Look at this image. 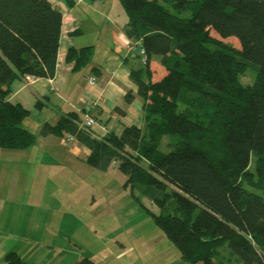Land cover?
Wrapping results in <instances>:
<instances>
[{"label":"trees","instance_id":"1","mask_svg":"<svg viewBox=\"0 0 264 264\" xmlns=\"http://www.w3.org/2000/svg\"><path fill=\"white\" fill-rule=\"evenodd\" d=\"M118 2L125 36L145 51L130 73L142 127L124 123L119 135L97 139L68 114L37 135L26 130L30 111L10 100L18 74L8 58L34 57L37 75L52 78L62 13L50 0H0V148L24 152L37 138H74L91 152L85 163L116 165L156 204L153 219L185 263L264 264V0ZM92 52L70 49L72 72ZM151 61L165 70L161 78ZM248 70L253 82L243 85ZM154 179L171 189L160 191ZM5 264L25 263L10 252Z\"/></svg>","mask_w":264,"mask_h":264},{"label":"rangeland","instance_id":"2","mask_svg":"<svg viewBox=\"0 0 264 264\" xmlns=\"http://www.w3.org/2000/svg\"><path fill=\"white\" fill-rule=\"evenodd\" d=\"M225 41L238 47L234 38ZM160 69L157 78L164 75ZM253 77L248 70L239 81L249 85ZM44 144L37 138L24 150L29 161L36 156L33 164L20 156L15 163L11 156L20 151L0 148V209L5 214L17 207L13 213L22 220V231L15 233L13 252L25 264L49 260L51 251L56 259L69 257L71 264L80 258L95 264H176L179 252L152 216L159 214L158 207L127 183L126 174L116 165L99 171L80 161L66 164L63 152ZM158 182L152 183L160 191L171 189ZM13 191L20 196L16 204L9 197Z\"/></svg>","mask_w":264,"mask_h":264},{"label":"crops","instance_id":"3","mask_svg":"<svg viewBox=\"0 0 264 264\" xmlns=\"http://www.w3.org/2000/svg\"><path fill=\"white\" fill-rule=\"evenodd\" d=\"M50 1L62 13L54 76L39 77L37 75L39 63H36L34 57L27 61L8 58L18 74L10 87V100L20 102L30 111L23 127L37 135L44 124H54L62 116L76 114L82 123L87 116L96 121L92 128L85 131L97 139L104 138L109 132L119 135L124 123L141 128L142 101L136 95L137 88L130 77L131 67L135 61L130 57V47L135 42L127 38L123 32L127 16L118 0H86L84 3L72 0L70 6L65 0ZM86 46L92 47L93 50L88 65L82 71L74 73L73 63L66 62L65 56L70 49ZM150 68L158 75L163 73L155 61H151ZM28 77H33L30 83H26ZM92 77L95 78L93 86L89 84ZM127 93L131 95L128 102L125 98ZM43 141L47 142V145L42 146L44 149L63 152L68 158L66 164L70 160L85 163V158L91 153L74 138L69 140L48 136L43 138ZM19 156L28 163L36 162V156L29 161L25 152L14 153L11 159L15 163H20ZM20 179V176L16 178ZM9 197L16 204L20 196L13 191ZM16 208L12 213L5 214L0 209V264H5L6 255L13 252L16 231H22V220L15 218L13 213ZM43 247L53 248L48 244H43ZM49 256H51L49 260L43 257L40 262L38 259L26 262L71 264L69 257L58 255L56 259L52 251ZM176 264L187 263L179 256L176 258Z\"/></svg>","mask_w":264,"mask_h":264},{"label":"built area","instance_id":"4","mask_svg":"<svg viewBox=\"0 0 264 264\" xmlns=\"http://www.w3.org/2000/svg\"><path fill=\"white\" fill-rule=\"evenodd\" d=\"M79 3L84 2L85 0H77ZM130 57L134 58V57H139L141 59V61L144 60L145 58V51L142 48L141 43L135 42L134 44H132V46L130 47ZM33 80V77H28L26 78V83H30ZM89 84L91 86H93L95 84V78L92 77L90 78ZM96 121L90 117L87 116L84 120V122L81 124L82 129L87 130L92 128L95 125ZM72 138L70 137L69 140H71Z\"/></svg>","mask_w":264,"mask_h":264},{"label":"clouds","instance_id":"5","mask_svg":"<svg viewBox=\"0 0 264 264\" xmlns=\"http://www.w3.org/2000/svg\"><path fill=\"white\" fill-rule=\"evenodd\" d=\"M137 42H138V41H137ZM134 58H135V57H134ZM134 58H133V59H134ZM139 59H140V58H139ZM140 60H141V59H140Z\"/></svg>","mask_w":264,"mask_h":264}]
</instances>
